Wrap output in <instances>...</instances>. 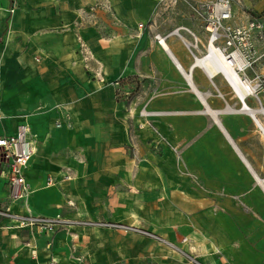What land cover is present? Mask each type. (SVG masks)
<instances>
[{
  "label": "rangeland",
  "instance_id": "1",
  "mask_svg": "<svg viewBox=\"0 0 264 264\" xmlns=\"http://www.w3.org/2000/svg\"><path fill=\"white\" fill-rule=\"evenodd\" d=\"M4 2L16 12L0 19V129L8 125L15 132L21 121L41 115L44 125L56 129L45 146L49 156L86 159L78 175L68 166L56 169L73 176L64 182L70 196L64 195L61 212L34 214L53 219L52 225L32 226L36 236H45L46 248L55 250V238H61L60 251L69 256L64 264H264V182L257 183L214 116L199 112L205 105L156 38L186 25L194 33L183 30L184 36L194 44L199 36L204 44L198 55H207L209 33L192 0H141L142 12L134 17L130 6L137 8L138 1L119 0L118 33L110 37L113 33L103 31L96 46L75 49L61 46L63 33L54 32L49 17L32 12L46 4ZM231 4L233 22L264 24V0ZM175 36L170 44L182 41ZM256 47L264 54V42ZM72 59L88 63L93 77L87 94L56 87L37 95L36 78L63 79L69 75L63 63ZM89 63L97 71L89 72ZM99 65L106 66L107 78ZM198 69L194 83L212 108L241 106L222 73L210 79ZM238 71L254 79L264 73V56ZM257 91L264 100V85ZM189 93L197 99L193 108L187 105ZM176 97L182 108L170 106ZM247 100L262 106L256 96ZM145 110L161 113L144 115ZM224 112L218 118L264 178L262 132L250 115ZM43 183L56 181L44 177Z\"/></svg>",
  "mask_w": 264,
  "mask_h": 264
},
{
  "label": "crops",
  "instance_id": "2",
  "mask_svg": "<svg viewBox=\"0 0 264 264\" xmlns=\"http://www.w3.org/2000/svg\"><path fill=\"white\" fill-rule=\"evenodd\" d=\"M34 1L37 4L40 3L47 5L46 7L44 6H41L40 8L38 7L32 10V12H36L38 15H42V16L45 15L49 17L47 21L52 22V28H54V32L63 33V38L61 40L62 47L75 49L84 46L91 48L93 46H96L98 42H100L97 41V38L103 35L101 34L103 31L106 32L109 31L113 33L111 34L110 37L118 33L117 32L118 23L120 19L119 0H34ZM137 1L139 3V6L137 8H135V6H130V11H131L130 14H132L133 17L134 15H138L139 13H141L142 12L141 10L143 9L142 6H140L141 0H137ZM3 4H5L4 0H0V19H4L7 16H9L11 13L14 14L16 12V9H13V11H11L9 6H5ZM72 6H74L75 9H73ZM21 9L24 10V7ZM148 13L150 14L151 17L153 16L154 10L152 11V13L149 11ZM87 15H91V20L87 19ZM89 22H92L90 27L88 24ZM74 23H76V26L74 25ZM175 30H177L176 33L173 32L171 33V31H165L163 33H160V35L165 37V40L172 48L173 51L172 56L174 61L175 62L179 61L186 69H188L191 63L193 62V60L195 59V57L200 52L201 44H204V42L200 40L199 36H196V40H197L196 44L190 43V41L186 38V36H184L183 30H188L191 31L192 33H194V30L188 28L186 25H179L175 27ZM75 31L78 32V38H80L81 41L76 39L75 36L71 34L73 33L74 35H76ZM91 32H93V34H91ZM67 33L69 38L67 37ZM175 35L181 37L182 41L180 43L175 42L174 44H170V40L172 38H175L176 37ZM105 39H108L110 41V43L108 44L113 43V38H105ZM185 41L187 42L189 41L190 45L185 44ZM103 48L104 47L102 46L99 47L100 50H103ZM104 49H106V47ZM164 50L165 49L161 47V51L164 52ZM171 62H172L171 66L175 65V63L172 60ZM63 64L65 65V68L69 72V75L64 76L63 79L51 78L48 79L46 82H44L43 80L40 81L39 77L36 78L37 81L33 82L32 86L34 89H36L37 95L47 96L51 94L54 88L56 87L63 88L64 91L68 90L69 93H72L73 95H77V96L87 94L88 80L92 76V75L91 76L88 75V71L86 69L88 63L86 61H83L82 59H72V60H65ZM105 65L104 66L99 65L100 66L99 69L101 70L102 73L103 72L105 73V77L107 78L109 73L105 71V67L107 66ZM97 68L98 65L89 63V72L97 71ZM262 74L264 75V73ZM200 79L201 78H198L197 82H200ZM192 91L202 101V99L199 97L197 92H195L193 89ZM189 94L187 95L186 98L187 105L188 107L193 108L197 106V99L193 97L192 93ZM203 97L205 98L204 93H203ZM261 97L262 96H260L259 100H261ZM168 102L171 107L182 108L183 105L182 99L179 100L177 97L175 99H170ZM205 102L207 103L206 98H205ZM261 104L262 106H264V100H261ZM199 112H202V110ZM219 114H217V118L214 115L213 116L216 119V123L218 124V126L224 128L225 126L223 125L221 119L218 118ZM217 119L219 121H217ZM28 123L30 124L32 133L36 139V145L39 142L41 144V148H38L37 145V152L25 170L27 181L29 182L33 190V193H31V195L28 198L26 207L31 210L32 214L36 213L51 217L57 216L61 212V209L64 206L63 203L64 195L66 194L67 197L70 196L69 194L70 189L65 187L64 182L67 180L71 181L73 179V176L69 172L57 171L56 169H58V167L60 166H65V167L68 166L71 168V170H73V173L78 175V173H80L81 170L83 171L85 169V165H82V162L84 161L86 164V159L81 158L79 155L71 156L69 158H64V157L59 158V157L49 156V153L46 151L45 146L48 145L52 133L55 132L56 130L55 127L53 128V126L51 127L44 125L43 118L41 117V115L31 116L30 121H28ZM34 130L36 132H34ZM15 133L16 131L15 132L11 131L8 125L0 129V136L13 135ZM227 135L228 137L227 136L226 137L232 144L234 150L236 149L235 152L237 151L243 157H245L242 150L238 147L236 141L233 139L231 134L229 133ZM65 175H68L71 178L66 179ZM44 177H46V182L49 179L52 180L54 179L56 183L55 184L51 183L46 185L43 183ZM262 180H264V178H262ZM52 186H58L59 188H55ZM9 202L10 200L8 197L7 179L0 175V206L8 205ZM21 204L22 206L19 209V211L22 210L25 211L26 207L23 205L22 202L16 203L14 205V209L17 210L18 209L17 206ZM13 223L14 222L8 219L0 218V264H49L51 259H56L61 264H64L63 262L68 259L69 256L66 255L64 256L63 253L60 251L62 250V245L60 242L62 240L61 238H55L57 240L56 242L58 243V245L57 243L55 245V250L54 249L48 250L45 244H43L46 240L44 239L45 236H40V238L36 236V233L33 230L34 227L32 226L16 227ZM33 240L35 241L34 246H32ZM56 247L58 248L57 250Z\"/></svg>",
  "mask_w": 264,
  "mask_h": 264
},
{
  "label": "built area",
  "instance_id": "3",
  "mask_svg": "<svg viewBox=\"0 0 264 264\" xmlns=\"http://www.w3.org/2000/svg\"><path fill=\"white\" fill-rule=\"evenodd\" d=\"M191 8L195 16L205 22L209 41L237 65L246 70L264 56L258 55L256 42H264V24L259 21L233 22L231 0H192ZM13 11V9H10ZM146 24V23H145ZM144 23L140 24V29ZM174 30L173 33H176ZM161 40V35H156ZM165 39V37H163ZM209 54V50H207ZM219 61H216V65ZM244 77V76H243ZM251 82L264 85V75L257 74ZM258 92V91H257ZM256 97L260 99L258 93ZM37 152L36 139L28 122H21L13 135L0 136V175L7 179L9 204L0 206V218L15 222L16 227L52 225L50 218L34 215L26 203L33 190L27 181L25 170ZM67 178H71L65 175ZM22 202L25 212L16 211L14 205ZM57 220V219H55ZM49 264H61L51 259Z\"/></svg>",
  "mask_w": 264,
  "mask_h": 264
},
{
  "label": "bare ground",
  "instance_id": "4",
  "mask_svg": "<svg viewBox=\"0 0 264 264\" xmlns=\"http://www.w3.org/2000/svg\"><path fill=\"white\" fill-rule=\"evenodd\" d=\"M178 34V33H177ZM186 44L190 45L189 42H185ZM160 44L165 49L169 59H171L178 70L181 72V74L184 76L187 83L190 85V87L197 92L199 97L202 99L205 109L202 110V112L210 113L214 115L217 118V114L220 112L226 111L231 113H245L250 115L253 120L255 121L258 129L262 132V135L264 136V106H254L249 104L248 97L250 96H256V92L258 89V85L251 82L248 79H245L240 72L237 69L236 63L232 60H230L225 53L219 51L211 41H209L208 44V50L209 54L207 55H197L191 65L188 69H186L179 61L175 62L173 59V51L172 48L169 46L168 42L161 36ZM216 59L219 61L216 65ZM170 60V61H171ZM196 68L201 69L210 79H213L218 73H222L228 82L233 87L234 91L236 92V95L241 101V106L239 108H234L230 104L228 107L224 110L220 109H214L209 104L205 102V98L203 97L202 91L197 87V85L194 83L193 80V73ZM260 97V96H259ZM261 100L262 97H261ZM263 103V102H262ZM144 115H152V114H160V112H148L144 111ZM217 121H219L217 119ZM222 131L225 133V135L228 137L227 134H229L224 127H220ZM236 150V149H235ZM237 152V151H236ZM239 157L243 160V162L247 165V167L251 170L253 173V176L258 184L263 185L262 177H260L257 173L251 169L250 163L247 160V158L243 157L240 153L237 152ZM209 244V243H208ZM208 244L205 245V250L209 252Z\"/></svg>",
  "mask_w": 264,
  "mask_h": 264
},
{
  "label": "water",
  "instance_id": "5",
  "mask_svg": "<svg viewBox=\"0 0 264 264\" xmlns=\"http://www.w3.org/2000/svg\"><path fill=\"white\" fill-rule=\"evenodd\" d=\"M264 180H262V182H263Z\"/></svg>",
  "mask_w": 264,
  "mask_h": 264
}]
</instances>
